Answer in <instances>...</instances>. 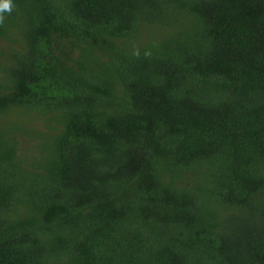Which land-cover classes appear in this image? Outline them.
Masks as SVG:
<instances>
[{"label":"trees","instance_id":"trees-1","mask_svg":"<svg viewBox=\"0 0 264 264\" xmlns=\"http://www.w3.org/2000/svg\"><path fill=\"white\" fill-rule=\"evenodd\" d=\"M3 15L0 264H264V0Z\"/></svg>","mask_w":264,"mask_h":264},{"label":"clouds","instance_id":"clouds-1","mask_svg":"<svg viewBox=\"0 0 264 264\" xmlns=\"http://www.w3.org/2000/svg\"><path fill=\"white\" fill-rule=\"evenodd\" d=\"M12 11V0H0V26L4 24V13H10ZM134 55H139L138 51L133 53ZM146 55L150 53H145Z\"/></svg>","mask_w":264,"mask_h":264}]
</instances>
